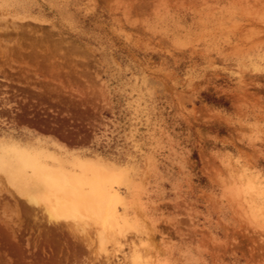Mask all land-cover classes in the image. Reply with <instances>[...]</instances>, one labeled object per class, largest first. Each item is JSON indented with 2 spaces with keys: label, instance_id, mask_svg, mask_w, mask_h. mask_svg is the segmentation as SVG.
Wrapping results in <instances>:
<instances>
[{
  "label": "rangeland",
  "instance_id": "1",
  "mask_svg": "<svg viewBox=\"0 0 264 264\" xmlns=\"http://www.w3.org/2000/svg\"><path fill=\"white\" fill-rule=\"evenodd\" d=\"M0 264H264V0H0Z\"/></svg>",
  "mask_w": 264,
  "mask_h": 264
},
{
  "label": "bare ground",
  "instance_id": "2",
  "mask_svg": "<svg viewBox=\"0 0 264 264\" xmlns=\"http://www.w3.org/2000/svg\"><path fill=\"white\" fill-rule=\"evenodd\" d=\"M97 181H92V183L94 184L93 186L95 188L93 190V193L87 196L82 195V194H75V192L74 194L72 192L71 194H66L64 190H62L64 193L62 192V193L53 195L47 204L46 211L49 213V217L56 218V216H59V217L64 216V217H69L70 219H74V220L80 219L86 213H94L95 219L97 217H100V225L102 228L98 230L99 239L98 238L97 239L102 245V241L106 239L105 238L107 234L106 231L110 228H114L117 225V221H116V214L114 210L111 209V206L108 203H105V202L102 204L97 203L96 199L98 197V193L100 192L99 187H98L99 184ZM47 185L51 189L55 188L54 183L47 182ZM48 191L49 190H47V192ZM103 251L105 250L103 249Z\"/></svg>",
  "mask_w": 264,
  "mask_h": 264
},
{
  "label": "trees",
  "instance_id": "3",
  "mask_svg": "<svg viewBox=\"0 0 264 264\" xmlns=\"http://www.w3.org/2000/svg\"><path fill=\"white\" fill-rule=\"evenodd\" d=\"M217 102H219V101H217Z\"/></svg>",
  "mask_w": 264,
  "mask_h": 264
}]
</instances>
